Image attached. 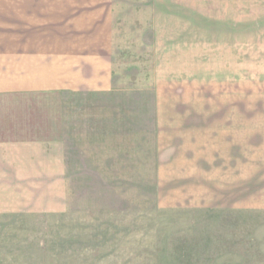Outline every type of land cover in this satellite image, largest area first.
Here are the masks:
<instances>
[{"label": "rangeland", "instance_id": "374dc122", "mask_svg": "<svg viewBox=\"0 0 264 264\" xmlns=\"http://www.w3.org/2000/svg\"><path fill=\"white\" fill-rule=\"evenodd\" d=\"M49 2L92 81L0 99V264H264V0Z\"/></svg>", "mask_w": 264, "mask_h": 264}, {"label": "crops", "instance_id": "0c3cea01", "mask_svg": "<svg viewBox=\"0 0 264 264\" xmlns=\"http://www.w3.org/2000/svg\"><path fill=\"white\" fill-rule=\"evenodd\" d=\"M49 1L0 0V8L49 6ZM16 19L8 20L0 11V99L41 97L52 91L72 92L83 82L91 83L90 78L82 80V72L93 70L91 64L84 66L77 58L68 60L61 50L59 61L52 64L50 48L36 46L34 31L18 29Z\"/></svg>", "mask_w": 264, "mask_h": 264}]
</instances>
